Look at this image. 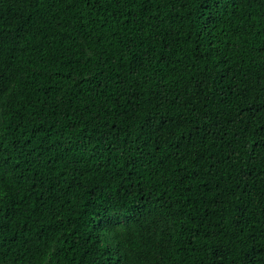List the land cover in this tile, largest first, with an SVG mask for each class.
<instances>
[{
    "label": "trees",
    "instance_id": "trees-1",
    "mask_svg": "<svg viewBox=\"0 0 264 264\" xmlns=\"http://www.w3.org/2000/svg\"><path fill=\"white\" fill-rule=\"evenodd\" d=\"M0 264H264V0H0Z\"/></svg>",
    "mask_w": 264,
    "mask_h": 264
}]
</instances>
